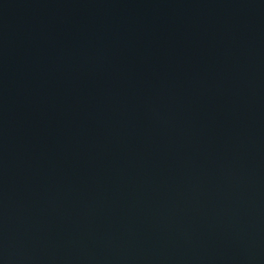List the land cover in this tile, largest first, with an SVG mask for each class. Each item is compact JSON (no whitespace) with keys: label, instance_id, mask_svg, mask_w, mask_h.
Returning <instances> with one entry per match:
<instances>
[{"label":"water","instance_id":"1","mask_svg":"<svg viewBox=\"0 0 264 264\" xmlns=\"http://www.w3.org/2000/svg\"><path fill=\"white\" fill-rule=\"evenodd\" d=\"M0 264H264V0H0Z\"/></svg>","mask_w":264,"mask_h":264}]
</instances>
